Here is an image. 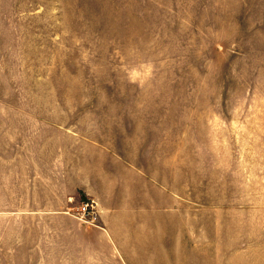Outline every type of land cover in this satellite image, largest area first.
<instances>
[{
	"label": "rangeland",
	"instance_id": "rangeland-1",
	"mask_svg": "<svg viewBox=\"0 0 264 264\" xmlns=\"http://www.w3.org/2000/svg\"><path fill=\"white\" fill-rule=\"evenodd\" d=\"M0 99L146 152L162 247L129 264H264V0H0Z\"/></svg>",
	"mask_w": 264,
	"mask_h": 264
},
{
	"label": "crops",
	"instance_id": "crops-1",
	"mask_svg": "<svg viewBox=\"0 0 264 264\" xmlns=\"http://www.w3.org/2000/svg\"><path fill=\"white\" fill-rule=\"evenodd\" d=\"M48 104L0 99V264H129L126 245L160 250L164 190L146 152L68 129ZM86 200L91 222L75 216Z\"/></svg>",
	"mask_w": 264,
	"mask_h": 264
},
{
	"label": "built area",
	"instance_id": "built-area-1",
	"mask_svg": "<svg viewBox=\"0 0 264 264\" xmlns=\"http://www.w3.org/2000/svg\"><path fill=\"white\" fill-rule=\"evenodd\" d=\"M95 213L96 211L94 202L86 200L81 203L79 209L75 213V216L84 222H91Z\"/></svg>",
	"mask_w": 264,
	"mask_h": 264
}]
</instances>
